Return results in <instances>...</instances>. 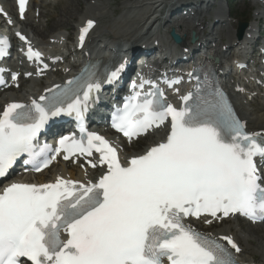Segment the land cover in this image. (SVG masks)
I'll return each mask as SVG.
<instances>
[{"label": "snow or ice", "instance_id": "snow-or-ice-1", "mask_svg": "<svg viewBox=\"0 0 264 264\" xmlns=\"http://www.w3.org/2000/svg\"><path fill=\"white\" fill-rule=\"evenodd\" d=\"M18 2L23 18L27 0ZM0 13L7 15L3 8ZM94 24L88 20L81 29V47ZM16 35L28 45L27 58L43 63L27 37ZM9 48L8 37L0 36V59ZM125 67L121 63L102 77L85 69L63 87L49 89L50 95L5 107L0 180L8 179L21 156L27 154L25 163H32L47 152L53 155L37 163L36 171L61 153L66 161L84 155L93 169L104 171L95 181L58 176L51 183L4 186L0 264H240L241 248L233 237L199 231L189 218L209 225L236 214L264 220V131H248L218 87L205 89L204 95L197 87L195 95L181 96L177 107L158 85L143 92L152 83L143 81L132 84L134 94L116 109L112 127L129 141L164 126L168 131L142 154L122 159L120 149L89 131L85 121L95 94L105 83H118ZM4 71L0 68V84ZM64 116L74 117L80 135L61 136L56 148H38L49 123ZM94 153L98 159H88Z\"/></svg>", "mask_w": 264, "mask_h": 264}, {"label": "bare ground", "instance_id": "bare-ground-1", "mask_svg": "<svg viewBox=\"0 0 264 264\" xmlns=\"http://www.w3.org/2000/svg\"><path fill=\"white\" fill-rule=\"evenodd\" d=\"M3 1L9 13L13 16V21L18 22L14 1ZM48 1L54 0H33V4L36 6L34 7V13L37 12V7H45ZM58 1L62 4V6L60 8V18L58 20V24H56L61 28L65 27L70 29L71 27H75V25L78 23L85 22V20L89 18H101L104 16L113 17L110 23L100 26L93 34L90 47L92 46L94 49L90 48V53L98 52L96 46L97 44L102 43V38L104 36L110 37L119 44L124 42L134 43L136 39L149 41V38H151L153 39V42L156 40L159 43H162L166 49L170 51H174L173 47L175 45L170 39L168 33L171 28H175L181 35L188 36L192 31H194L200 39L202 36H207L212 44L210 55H213V57H218L220 61L217 67V72L220 75L221 82L228 88L239 114L246 121L249 129L253 131H264V94L262 95L261 92H259L258 94L254 95V92L258 90H251L250 85L248 84L244 87V91L246 93L240 95L236 93V86L233 84V82L230 79H226L224 71L225 66L223 65L229 60L230 55L236 52L242 43L237 42L235 28L232 25V22H230V11L226 10L223 3H220L215 9V13L212 16L214 19L213 29L211 33L207 34L204 31L203 23L201 21L203 15L208 14L210 11L211 5L209 6V2H203V6L206 7L207 11L199 9L196 14L193 15L191 20L185 19L171 24V21H169L168 16L166 15L164 19H168V22L162 27L164 31L161 33L159 32L158 27L155 25L159 20V16L163 15L161 9L166 8L168 5H173L180 0H136L134 5L130 6L129 10H127V13L121 18L114 17V12L109 9L110 1L108 0H93V2L92 0H84L85 2L83 8H79L81 7L79 6L81 5L80 0L77 2H74L73 0ZM257 3H259L262 8L257 13L255 22L260 17H264V0H257ZM32 12L33 11H31V13ZM210 22L212 23L213 21ZM21 24L22 29L23 27L24 30H28L30 28L34 31V34L40 36V38L42 37V33H44V31L40 29L39 24H37L34 16L31 15L30 17H27L25 22ZM219 26H221V28H219ZM249 28L252 33L257 34L256 24L251 25ZM144 35L146 37H144ZM34 37L35 38L33 39L37 41L38 45H46L59 54H56V57H63L66 55L64 45L65 39H68L66 38L68 37L66 33H61V31H58L50 35L48 39H40L39 37L36 38L35 35ZM51 39H53V41H51ZM246 39L248 38L246 37L243 40ZM79 54L80 53H78L77 56L72 55L73 57H76L75 64L68 63L65 66L63 65L61 70H58L56 65H53V68L49 73L36 75L34 78H31L29 82H32V85H29L21 90L10 88L9 90L5 91L4 95L0 96V112L3 107L7 106L10 102H19L40 95L44 90L54 86L58 81H60L63 75H66L67 73L71 74V72L76 70L83 61L90 59L85 56H78ZM93 60L99 62L102 66H109L113 62L104 55V52H100V54L93 58ZM15 66L16 68H22L19 63L15 64ZM240 80L244 82L247 80L248 83L250 82V78L246 75L240 77ZM155 136L156 135L149 137L147 145H150L152 142H156ZM125 152H127V154H131L132 150L130 147H125ZM91 173V171L81 169L80 166L60 164L54 169L38 175L37 180L40 182H53L58 176H62L64 178L68 177L75 180L84 181V179ZM201 226L203 225L201 224ZM257 227L262 228L264 231V225H257ZM205 229H207V231L213 235H226L228 233H232L237 239L239 238V240H242L241 242L243 248L242 252L239 253L242 258L249 261H254V259L259 256L260 261H263L260 264H264V240L260 241V239H256V241H258L256 243L259 244L260 249L254 248L255 245L252 246L251 244V239L253 237L250 239L251 235L249 236L247 231L243 232V229L240 226V222L237 218L229 219L224 221L222 224L211 225ZM252 240L254 241V239Z\"/></svg>", "mask_w": 264, "mask_h": 264}, {"label": "rangeland", "instance_id": "rangeland-1", "mask_svg": "<svg viewBox=\"0 0 264 264\" xmlns=\"http://www.w3.org/2000/svg\"><path fill=\"white\" fill-rule=\"evenodd\" d=\"M73 1L77 2L78 0H73ZM108 1H110L109 9H111L115 12L114 16H116V18H119L129 8V6H130L129 3L131 1L135 2L136 0H128V1H126V0H108ZM84 2H85L84 0H80L81 5H79V6H81V7H79V8H83ZM92 2H93V0H92ZM61 6H62L61 3H58V1H55L52 4H48L47 7L45 6L46 8L45 7L37 8V9H39V15H38V13H35L36 15L33 14V12L30 13L32 16L33 15L36 16V18L35 17L34 18L36 19L37 24H39L40 29L42 31H44V33H42L41 38H44V39L47 38L48 39L49 38L48 36L52 35L54 32H56L58 30L66 32L68 35L70 34L71 37L73 36L72 35L73 29L65 30L66 29L65 27L61 28V27L57 26L58 20L60 18L59 14H60ZM124 7H127V9H124ZM252 8H253V6H252L251 0H238V1L233 3L232 16H234L238 19V21L236 20L237 22L245 20L248 17L247 15H249ZM41 13H42V15H41ZM110 20H111V17H102V19L99 18L98 19V22H99L98 27L110 23ZM207 20H209V18H207ZM230 22H232V21H230ZM233 22H234L233 25L235 27H237V23H235V20H233ZM28 30L32 31L31 33H33V35H35L36 38H38V37L40 38V36H37L36 34H34V31L32 29L29 28ZM144 37H146V36L144 35ZM231 52H232V50H231ZM25 83L28 84L27 82H24L23 84H25ZM240 226L242 227L243 232L247 231L249 236L251 235L250 239L253 237L252 239H254V241L251 239L252 246L255 245L254 248L260 249L259 244L256 243V242H258V241H256V239H260V241L264 240V238H263L264 237V231L262 230V228H260V227L258 229L255 227L250 228L252 226L248 223H245V222L244 223L240 222ZM240 241H242V240L240 239ZM255 262L260 264L263 261L262 260L260 261L259 256H257L255 258Z\"/></svg>", "mask_w": 264, "mask_h": 264}, {"label": "water", "instance_id": "water-1", "mask_svg": "<svg viewBox=\"0 0 264 264\" xmlns=\"http://www.w3.org/2000/svg\"><path fill=\"white\" fill-rule=\"evenodd\" d=\"M174 37H175V39H176L178 42L180 41V39H179V37H178L177 35L174 34Z\"/></svg>", "mask_w": 264, "mask_h": 264}]
</instances>
